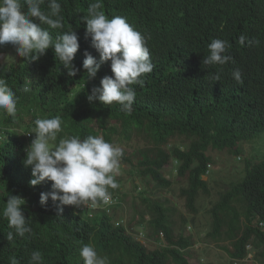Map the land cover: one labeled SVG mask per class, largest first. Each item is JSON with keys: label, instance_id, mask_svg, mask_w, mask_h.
<instances>
[{"label": "trees", "instance_id": "obj_1", "mask_svg": "<svg viewBox=\"0 0 264 264\" xmlns=\"http://www.w3.org/2000/svg\"><path fill=\"white\" fill-rule=\"evenodd\" d=\"M59 2L64 28L43 27L54 39L62 31H75L80 44L72 62L79 69L76 75H68L52 48L37 61L20 57L17 63H0V78L19 97L15 119L0 111V264H10L12 257L18 264H29L33 251L41 252L43 264H83L79 253L84 244L94 246L109 264H203L188 251L191 235H174L167 210L158 200L148 205L151 232L163 238L159 246L142 244L101 208L88 215L64 205L58 216L59 201L49 198L41 205L40 194L51 191L52 181L30 185L33 177L31 167L23 163L27 145L17 131L18 119L30 115L34 123L37 118L61 116L63 131L55 145L74 135L82 139L102 135L123 150L120 163L158 188L172 185L163 173L172 158L176 174L187 178L179 195L187 211L196 213L197 197L209 193L202 178L211 161L208 148L237 154V143L264 131V0H103L108 18L123 16L146 37L154 64L140 83L131 85L136 98L130 113L115 102L104 105L87 99L103 76L113 75L110 61L92 79H86L82 67L85 50L99 60L82 20L94 0ZM41 9L49 11L48 0ZM242 35L258 43L249 46L246 40L241 45ZM215 38L229 42L233 60L203 65L208 44ZM237 68L243 84L233 78ZM216 72L221 80L213 83L208 77ZM27 80L31 91L25 93L21 89ZM132 142L138 146L131 148ZM9 194L25 200L22 209L32 228L30 234L12 241L6 234L13 230L2 215ZM117 200L113 212L121 203ZM210 216L206 235L227 243L231 264L245 260L250 246L253 257L264 263V160L246 163L242 178L229 183L210 208Z\"/></svg>", "mask_w": 264, "mask_h": 264}, {"label": "clouds", "instance_id": "obj_2", "mask_svg": "<svg viewBox=\"0 0 264 264\" xmlns=\"http://www.w3.org/2000/svg\"><path fill=\"white\" fill-rule=\"evenodd\" d=\"M45 0H0V46L12 44L17 57L26 62L37 61L49 48H52L56 59L74 77L79 71L72 63L80 44L78 36L72 28L62 31L55 39L48 28L63 29V16L59 0H48L49 11L41 9ZM103 0H94L87 15L82 17L86 22V36L91 37L92 46L99 53V60L85 50L82 67L86 70V79L95 78L101 65L111 62L113 75H105L100 86L94 87L87 95L89 102L99 100L104 105L113 102L121 109L131 112L136 98V91L131 85L140 83L143 74L150 73L154 64L150 57L147 40L140 31L131 26L123 16L108 18L102 10ZM47 25L48 28L43 27ZM247 40L249 46L258 41L245 36L239 38L241 45ZM231 45L228 41L215 38L208 44L209 54L204 56L203 65H225L233 58L228 54ZM234 80L243 84L242 73L237 68L232 72ZM211 82L221 80L219 72L209 75ZM31 80L22 86V91H31ZM19 97L8 86L6 80L0 78V111L15 119ZM35 137L24 151V165L31 167V186H36L46 179L52 181L51 191L40 194L41 205H46L49 198L59 201L57 215L64 205L80 208L86 206L96 208L100 204L113 203L109 188L116 189L119 184L116 176L120 173V159L123 150L104 139L102 135H88L83 139L70 136L60 139L55 147L50 142L57 141L63 131L62 118L57 115L51 118H37ZM14 132V129H9ZM29 132V133H32ZM2 215L13 231L6 234L8 241L15 236L21 238L32 232L28 218L25 217L22 205L25 200L18 195H8ZM83 264H109L106 256H100L91 244L80 248ZM10 264H18L15 257ZM29 264H43L40 251H33Z\"/></svg>", "mask_w": 264, "mask_h": 264}, {"label": "rangeland", "instance_id": "obj_3", "mask_svg": "<svg viewBox=\"0 0 264 264\" xmlns=\"http://www.w3.org/2000/svg\"><path fill=\"white\" fill-rule=\"evenodd\" d=\"M20 61L12 44L8 43L0 47V63L11 64ZM18 123L17 131L21 136L24 135L25 143L29 146L35 137V133L32 132L35 124L32 123L30 115H22ZM137 143L141 144V142ZM132 144L131 148L134 145L138 146L135 142ZM171 145L172 143L169 146ZM50 147H55V143L50 142ZM235 148L239 153L232 154L226 150L212 148L206 151L211 161L206 175L202 178L207 181L209 193H201L197 197L196 213L187 211L184 199L179 195L180 189L187 185V178L176 174L177 164L172 158L163 168L164 175L171 179L172 185L164 189L154 186L150 179L139 176L134 168L120 163V173L116 176L119 187L109 188L111 195L117 196L121 202L118 205L119 208L113 212L114 221L123 225L132 237L135 233L144 235L147 246L163 245V238L153 235L149 225L151 213L148 203L158 200L167 210L174 235L180 233L191 235L193 244L188 251L193 254L196 261L199 260L203 264H231L225 250L227 243H216L206 235L210 230V208L219 199L220 194L227 189L230 182L242 178L247 162L256 163L264 160V131L250 140L237 143ZM247 251L252 255L234 264H264L253 257L254 248L250 246Z\"/></svg>", "mask_w": 264, "mask_h": 264}, {"label": "built area", "instance_id": "obj_4", "mask_svg": "<svg viewBox=\"0 0 264 264\" xmlns=\"http://www.w3.org/2000/svg\"><path fill=\"white\" fill-rule=\"evenodd\" d=\"M112 199H113V203H111L109 205L100 204L96 208H90V207L83 206V211H86L88 215H91L93 210H97L98 208H101L106 214L112 215V207H113L114 203L116 202L115 198L112 197ZM139 238H140V236H139ZM251 255L252 254L249 252L247 254V258H249Z\"/></svg>", "mask_w": 264, "mask_h": 264}, {"label": "bare ground", "instance_id": "obj_5", "mask_svg": "<svg viewBox=\"0 0 264 264\" xmlns=\"http://www.w3.org/2000/svg\"><path fill=\"white\" fill-rule=\"evenodd\" d=\"M167 1V0H166ZM112 197L113 198H115V200H116V202L114 203V205H113V207L118 203V200H117V196H114V195H112ZM113 207H112V214H113ZM76 208V207H75ZM80 213H83V206H81L80 208H76ZM117 222V221H116ZM115 222V223H116ZM261 225V224H260ZM139 236H140V238H142V239H140L139 238ZM134 238L136 239V240H138L139 242H141L142 244H145L146 245V238H145V236L144 235H137V233H135L134 234Z\"/></svg>", "mask_w": 264, "mask_h": 264}]
</instances>
